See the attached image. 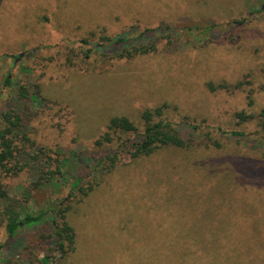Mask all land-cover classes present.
Masks as SVG:
<instances>
[{
  "label": "rangeland",
  "instance_id": "374dc122",
  "mask_svg": "<svg viewBox=\"0 0 264 264\" xmlns=\"http://www.w3.org/2000/svg\"><path fill=\"white\" fill-rule=\"evenodd\" d=\"M160 22L178 28L171 49L85 58L80 41L91 32ZM20 86L39 100L20 99ZM162 104L167 119L198 127H184L193 142L119 161L81 197L72 153L89 150L110 118L140 129V113ZM262 109L264 0H0V127L3 112L19 113L29 138L19 142L29 166L0 170V190L34 212L63 210L76 232L64 260L54 239L25 242L23 229L24 248L0 247V264H264ZM56 157L68 160L51 177L56 187L32 190ZM6 238L1 225L0 245Z\"/></svg>",
  "mask_w": 264,
  "mask_h": 264
},
{
  "label": "trees",
  "instance_id": "16d2710c",
  "mask_svg": "<svg viewBox=\"0 0 264 264\" xmlns=\"http://www.w3.org/2000/svg\"><path fill=\"white\" fill-rule=\"evenodd\" d=\"M210 26L211 30L214 24L207 25V27ZM196 28L195 26L191 29L194 31L197 30ZM177 30L178 28L168 23L160 22L154 27L133 26L130 32L128 30L126 33L112 37L106 35L96 37V33L91 32L88 38L81 39L80 42L87 46L85 58L97 54L96 52L99 51L102 56L108 59H131L156 52L162 43L171 49L174 44L172 43L173 32ZM7 81L8 78H6ZM240 84V82L235 84L234 88H238ZM18 93L20 99L39 100L37 98L38 90L29 94L24 86H20ZM166 108L167 105L162 104L144 109L140 113V119L143 122V127L140 129L126 116L110 118L106 129L95 139L89 150L72 153L78 157V177L72 188L77 189L81 193V197H85L100 184L101 178L119 164V161L123 162L126 158L131 160L149 156L157 149L169 145H188L189 140L192 139L184 137L187 131L184 127L187 126L192 131L198 127L185 121L173 122L167 119L164 117ZM2 116L5 124L0 127V170L5 175L17 174L29 166L19 160L22 153L19 142L22 140L29 142V138L25 133L18 132L23 128L22 117L19 113L10 114L7 110L3 112ZM238 116L243 121L248 119L247 115L243 113H238ZM259 117V126L264 129V109L261 110ZM232 134L242 135L241 132H232ZM39 149L42 152L43 149ZM29 156L34 158L35 155ZM67 162L66 158L56 157L54 169L43 173L42 175L45 174V177L38 176L35 181L30 183V188L33 190L39 187H56V183L51 180V177L62 174V165ZM90 176L93 178L88 182ZM83 183L87 185L82 187ZM0 221V226L3 225L7 237L0 247L4 248L6 255L12 254L13 249L17 246L24 248L21 245L24 244L22 240L25 238L20 233L26 228L30 229V233L27 234L25 242L27 239L32 241L31 237H28L30 234H33L32 237L38 235L42 241L54 239L56 244L54 249L58 252L59 259L66 260L67 255L76 247V232L73 225L67 219L65 212L59 208L41 207L34 212L28 207L26 201L11 199L5 191L0 190ZM41 243L37 244L41 245ZM31 245L33 244L27 243L26 249ZM48 258V255H44L46 262ZM62 264H65V261Z\"/></svg>",
  "mask_w": 264,
  "mask_h": 264
}]
</instances>
